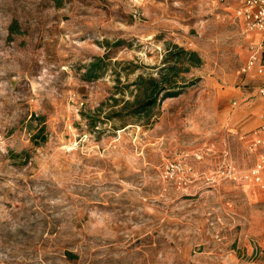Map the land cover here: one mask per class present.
I'll return each instance as SVG.
<instances>
[{
    "label": "rangeland",
    "instance_id": "1",
    "mask_svg": "<svg viewBox=\"0 0 264 264\" xmlns=\"http://www.w3.org/2000/svg\"><path fill=\"white\" fill-rule=\"evenodd\" d=\"M228 4L0 0V264H264L240 179L264 101ZM173 46L202 57L193 85L127 115Z\"/></svg>",
    "mask_w": 264,
    "mask_h": 264
},
{
    "label": "trees",
    "instance_id": "2",
    "mask_svg": "<svg viewBox=\"0 0 264 264\" xmlns=\"http://www.w3.org/2000/svg\"><path fill=\"white\" fill-rule=\"evenodd\" d=\"M58 7H61L62 0H54ZM122 42H117L120 45ZM173 51L169 52L164 60L165 68L160 71V78H151L148 81L139 78L134 85L138 86L141 92V98H136L130 107V102H125L124 108L127 109V115L140 116L152 108H154L158 101H165L167 99L176 98L180 96L183 91L192 84L187 83L182 75L191 72L193 68H200L203 65V59L197 52L188 51L178 46H173ZM105 59L95 60L87 69L85 74V81L93 82L99 80L102 76V71L106 67ZM168 65V67H167ZM125 115L123 111L115 113V117ZM40 137V133L37 134ZM45 140V139H44Z\"/></svg>",
    "mask_w": 264,
    "mask_h": 264
},
{
    "label": "built area",
    "instance_id": "3",
    "mask_svg": "<svg viewBox=\"0 0 264 264\" xmlns=\"http://www.w3.org/2000/svg\"><path fill=\"white\" fill-rule=\"evenodd\" d=\"M223 1V0H222ZM234 21L241 26L242 37L252 39L255 34H261L264 43V0H241L240 7L235 12ZM250 57L242 68L243 73L255 69L260 77L258 96L264 101V46H250ZM255 141L251 151L258 153L255 165L241 180H249L264 190V124L255 132ZM255 257L258 256V248H252ZM251 264H259L253 261Z\"/></svg>",
    "mask_w": 264,
    "mask_h": 264
},
{
    "label": "crops",
    "instance_id": "4",
    "mask_svg": "<svg viewBox=\"0 0 264 264\" xmlns=\"http://www.w3.org/2000/svg\"><path fill=\"white\" fill-rule=\"evenodd\" d=\"M240 3H241V0H229V4L227 5L228 6V8H225V7H223L226 11L227 10H229L230 11V9H233V8H235V12H236V10L240 7ZM234 18H235V14H234ZM233 18V19H234ZM232 26V28L234 29H236V30H234L237 34H238V38L240 37V40H242L243 41V45H244V49H245V52H246V60L248 61V59H249V57H250V46H252V45H254V46H256V47H262V46H264V43H263V39H262V35L261 34H255L253 37H252V39H250V40H246V39H244L243 37H242V34H241V31H242V29H241V26H239V25H237L236 23H235V21L231 24ZM186 50V49H185ZM201 57V56H200ZM202 58V57H201ZM193 69H197V68H193ZM192 69V70H193ZM255 72H256V70H255ZM256 76H257V73H256ZM258 77V79H259V82L261 81V79H260V77L259 76H257ZM260 85V84H259ZM257 95H258V91H257ZM263 104H264V102H263ZM259 124H261L258 128H257V130L261 127V126H263V124H264V121L263 122H260V123H257L256 125H259ZM256 130V131H257ZM254 137H255V135H254ZM257 155H258V153H256V157H257ZM255 165V164H254ZM263 180H264V178H263Z\"/></svg>",
    "mask_w": 264,
    "mask_h": 264
}]
</instances>
